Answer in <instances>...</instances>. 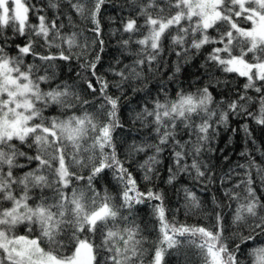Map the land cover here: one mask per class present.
Instances as JSON below:
<instances>
[{
  "label": "snow or ice",
  "instance_id": "obj_1",
  "mask_svg": "<svg viewBox=\"0 0 264 264\" xmlns=\"http://www.w3.org/2000/svg\"><path fill=\"white\" fill-rule=\"evenodd\" d=\"M257 133L264 0H0V264H264Z\"/></svg>",
  "mask_w": 264,
  "mask_h": 264
},
{
  "label": "trees",
  "instance_id": "obj_2",
  "mask_svg": "<svg viewBox=\"0 0 264 264\" xmlns=\"http://www.w3.org/2000/svg\"><path fill=\"white\" fill-rule=\"evenodd\" d=\"M105 39L108 41V47L106 48V52H113L115 51V45H116V39L117 38H113V39H110L106 36ZM124 39H127V37H124ZM134 40L136 39L135 37L133 38ZM105 59V67H107V61L112 59V57L110 55H106L104 57ZM173 60H175V57L173 56L172 57ZM202 59V57L198 58L197 59V63H199V60ZM125 63H127V61H125ZM183 63V61H182ZM168 71H171V69H166L165 70V73L168 72ZM196 69H195V66H189V65H185L184 67V75H182L180 78L181 79H191V76L188 75L189 73H192V72H195ZM75 73L73 72V75ZM197 75H199V73L197 72L196 73ZM109 79H112L111 75H109ZM221 79H224L223 77ZM231 79V78H229ZM239 83L242 85L244 83L243 79H240L239 80ZM217 99H219V97L217 96ZM246 119V118H245ZM245 119H241L239 121H236L235 119H233L230 127L231 128H236L237 129V132L235 134H233L231 131H228L224 134L223 136V139L221 140L220 142V146L223 147L224 146V143L228 141V137L229 136H232L233 139H232V143L235 145V149H236V152L238 153L239 151H241L242 147H243V143H244V133H243V130L240 129L238 127V124H242L245 122ZM250 124L253 123L252 121H248ZM256 140H257V147L261 146V145H264V137H261L258 133L256 134ZM251 147V145H249ZM229 151H231V149H229ZM225 154H228L227 152ZM254 155L256 156L257 160L259 161L260 157H259V153H254ZM231 159L233 161H236L238 159L237 156L233 155L231 157ZM241 163H243V161H241ZM226 167V166H225ZM239 191V189H238ZM170 194L172 195V198L175 199V196L173 193H171V190H170ZM198 194H202V193H198ZM235 205H233L234 207ZM178 219L180 221H184L185 220V217L183 216V214H181ZM195 218H193V221H190V222H194Z\"/></svg>",
  "mask_w": 264,
  "mask_h": 264
}]
</instances>
